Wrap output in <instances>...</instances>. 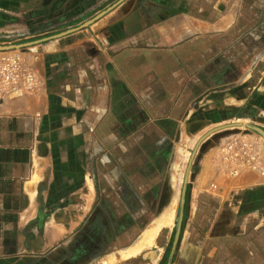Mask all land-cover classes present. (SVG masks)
Listing matches in <instances>:
<instances>
[{"label": "crops", "instance_id": "crops-1", "mask_svg": "<svg viewBox=\"0 0 264 264\" xmlns=\"http://www.w3.org/2000/svg\"><path fill=\"white\" fill-rule=\"evenodd\" d=\"M115 1L0 0V43L77 27ZM14 52L40 88L0 102V264H99L81 256V225L97 221L122 223L124 255L172 200L176 218L209 130L264 126V0H123ZM232 132L254 140L264 169V143ZM212 135L188 174L172 264H264V175H233ZM165 228L125 260L160 264Z\"/></svg>", "mask_w": 264, "mask_h": 264}, {"label": "built area", "instance_id": "built-area-1", "mask_svg": "<svg viewBox=\"0 0 264 264\" xmlns=\"http://www.w3.org/2000/svg\"><path fill=\"white\" fill-rule=\"evenodd\" d=\"M39 88L38 75L14 50L0 51V102L35 93ZM219 159L233 175L238 174L241 168L260 170L264 175L256 143L245 135L224 137L219 144Z\"/></svg>", "mask_w": 264, "mask_h": 264}, {"label": "water", "instance_id": "water-1", "mask_svg": "<svg viewBox=\"0 0 264 264\" xmlns=\"http://www.w3.org/2000/svg\"><path fill=\"white\" fill-rule=\"evenodd\" d=\"M123 0H117L115 1L112 5H110L109 7H107L106 9H104L103 11H101L100 13H98L96 16L88 19L87 21L83 22L82 24H80L77 27H73L64 31H61L59 33H55L52 35H48L46 37L40 38V39H34V40H30V41H24V42H20V43H10V44H0V51H10V50H16V49H21L30 45H34L37 43H40L44 40H48V39H52V38H57L63 35H66L68 33H71L73 31H76L78 29H81L83 27H86L88 25H90L91 23H93L95 20H97L98 18H100L101 16H103L105 13H107L109 10H111L112 8H114L115 6H117L119 3H121ZM231 126H243V123L237 122V123H229V124H225V125H221L218 127H215L214 129L208 131L202 138L204 139L207 135H210L211 133H213L214 131H218L227 127H231ZM245 126L248 129H252L257 131L258 133H260L263 137H264V129L253 124V123H246ZM221 135V134H219ZM201 140L196 144L195 148L192 150V154L190 157V161L188 163V167H187V172H186V177H185V181H184V186H183V190H182V196H181V202H180V207H179V212L176 218V229H175V234H174V240H173V245L168 257V261L167 264H172L173 261V257L175 255V251L177 249L178 246V242H179V237H180V233H181V227H182V221H183V217H184V206H185V197H186V184H187V178H188V174L189 171L191 169V165L192 162L194 160V157L197 153V149L201 143ZM203 148V147H202Z\"/></svg>", "mask_w": 264, "mask_h": 264}, {"label": "rangeland", "instance_id": "rangeland-1", "mask_svg": "<svg viewBox=\"0 0 264 264\" xmlns=\"http://www.w3.org/2000/svg\"><path fill=\"white\" fill-rule=\"evenodd\" d=\"M53 32H58V31H55V29H52V30H50L49 33L53 34ZM11 43H20V42H11ZM0 44H10V43H0ZM239 122L243 123V126H241V127H233V126H231V127H227V128L218 130V131H214L210 135H207L206 138L207 139H209V138L212 139V136H213L212 134H214V135L215 134H217V135L222 134L223 137L221 136V138H219V141H220V139L222 141L224 137H227L228 135H232V134L234 135L235 132H232V131L237 130V131H240L239 133H243V132L251 133L252 135L258 137L260 139V141H262L264 143V137L260 133H258L255 130L248 129L245 126L246 123H253V124H255V125H257V126H259V127L264 129L263 125H259L257 123H254V122L250 121V120L247 121V120H243V119L240 120ZM225 124H229V123H225ZM225 124H223V125H225ZM218 126H220V125H218ZM218 126H216V127H218ZM214 128H212V129H214ZM198 150H200V145H199L197 151ZM179 207H178V210H177V215H178V212H179ZM176 218H177V216H176ZM176 218L174 220V223L170 227L163 229L162 235L160 237L161 244L162 245L165 244V247L163 249L164 251L162 250L163 251V256H162V260H161L160 264H166L167 261H168V257H169V254H170V251H171V248H172V245H173V240H174V234H175V229H176ZM183 219H184V217H183ZM144 224H146V223H144ZM182 224H183V221H182ZM81 226L82 227H86L87 223H82ZM97 226H100V223H97ZM181 229H182V227H181ZM87 236L88 235H85V237L82 238L83 246L88 244L87 242H85V239H87L86 238ZM88 240L89 239H87V241ZM117 245H118V243H117ZM107 247H109V246H107ZM109 248L110 249L112 248L111 250L109 249L110 250L109 253H107V251L105 249L102 250L101 248H99V250L101 252H103V253H101V252L98 253V257H97L98 259L97 260L99 261V264H133L134 262H135L134 264H137L136 262L139 261V259H136V258H133L131 260H125L126 257H124V255H121V254L117 253L118 246H116V243L114 244L113 247H109ZM155 250H158V248L155 249ZM81 256L83 257V260H85V256H86L85 255V250L81 253ZM144 262H145V260L142 259L141 260V264H144Z\"/></svg>", "mask_w": 264, "mask_h": 264}, {"label": "flooded vegetation", "instance_id": "flooded-vegetation-1", "mask_svg": "<svg viewBox=\"0 0 264 264\" xmlns=\"http://www.w3.org/2000/svg\"><path fill=\"white\" fill-rule=\"evenodd\" d=\"M97 223H100V226H97ZM86 228V235H88L85 239V242L88 244L84 245L87 247L85 249V257H94L95 255L98 257V253L101 252L99 248L102 250H106L107 253L112 249L109 247H113L114 244L116 243L117 245L118 241V236L121 233L122 229V223L119 221H109V222H93V223H87V226L84 227ZM89 229L92 231L91 236L89 235ZM83 246V247H84ZM109 246V247H107ZM107 248V249H106ZM110 249V250H109ZM92 251V254H89V252ZM103 253V252H101Z\"/></svg>", "mask_w": 264, "mask_h": 264}, {"label": "bare ground", "instance_id": "bare-ground-1", "mask_svg": "<svg viewBox=\"0 0 264 264\" xmlns=\"http://www.w3.org/2000/svg\"><path fill=\"white\" fill-rule=\"evenodd\" d=\"M175 201L172 200L168 203L162 213L160 214L158 220L155 223V226L152 230L145 233L143 240L139 241V243L132 248L131 251L124 254L125 256L137 254L140 250L151 246L155 242V238L162 227H169L173 224L175 218Z\"/></svg>", "mask_w": 264, "mask_h": 264}]
</instances>
